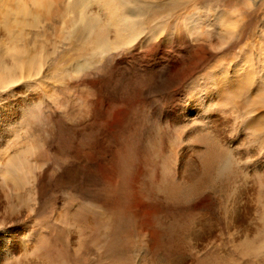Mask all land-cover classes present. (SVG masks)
I'll return each mask as SVG.
<instances>
[{"label":"rangeland","instance_id":"rangeland-1","mask_svg":"<svg viewBox=\"0 0 264 264\" xmlns=\"http://www.w3.org/2000/svg\"><path fill=\"white\" fill-rule=\"evenodd\" d=\"M22 1L44 60L0 70V264H264V0Z\"/></svg>","mask_w":264,"mask_h":264},{"label":"bare ground","instance_id":"bare-ground-1","mask_svg":"<svg viewBox=\"0 0 264 264\" xmlns=\"http://www.w3.org/2000/svg\"><path fill=\"white\" fill-rule=\"evenodd\" d=\"M14 1H16L18 3V8L16 10L14 8H12L10 5L12 2L14 3ZM8 3H9L8 7L10 9H12L13 11H15V13H17L18 15H22V18L17 20L14 25H9V24L7 25V28L15 34V38H13L15 40V43H14L15 46H14L13 50L11 49L10 54H9L10 59L13 62V65L11 67L7 68L5 66V61H4L3 64H0L1 65L0 70H2L3 72L5 70L7 72H9V74L7 75L8 81L10 83H15L16 80H18V79H16V74H15V73H17L18 70H22V72H24L23 73L24 76L29 77V78H31L30 77L31 75H36L38 72H40L41 71L40 66H41V63L43 62L44 58H43L42 53L38 52L39 50L37 51L33 48H29V44L27 43V40H25L26 35H22V33H20L22 35L21 36L20 34L17 35L15 33V31L17 30L18 27L23 29V28H25V26H27L28 17L31 14L29 8L27 7V5L22 0H8ZM121 4L123 6L122 2H121ZM40 5H42V7H44L46 9L47 2L42 1L40 3ZM83 8H84L82 10L83 14L84 15L87 14V16H88V18H87L88 27L91 31H93L96 34L93 37V39H94V42L97 46V49H99L103 53H105V52L107 53L108 51H110L112 45L107 43L108 39L106 38V32H105L106 30L102 24V21L97 16H90L89 15V12L87 11V5H85ZM133 14H135V13L131 12V15H133ZM121 16H120V18L123 19ZM84 19L85 18L82 17V21H84ZM20 31H21V29H20ZM43 37H44V35H43ZM19 43H21V44H19ZM41 45H43V44H41ZM40 48H42V47H40ZM16 182H17V184H21L20 180L19 181L17 180Z\"/></svg>","mask_w":264,"mask_h":264}]
</instances>
